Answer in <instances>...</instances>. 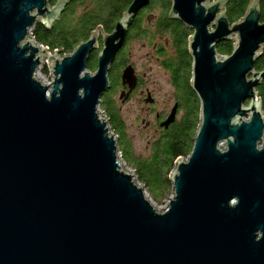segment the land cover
Returning <instances> with one entry per match:
<instances>
[{
  "label": "water",
  "instance_id": "obj_1",
  "mask_svg": "<svg viewBox=\"0 0 264 264\" xmlns=\"http://www.w3.org/2000/svg\"><path fill=\"white\" fill-rule=\"evenodd\" d=\"M71 1L0 0V264H264L256 92L264 68H254L264 47L261 0H250L234 24L228 0H170L168 18L192 33L200 122L190 155L169 175L173 197L162 212L122 170L98 111L129 28L151 0H132L110 34L99 28L70 54L48 56L30 32L36 24L51 29ZM226 41L233 50L220 56L216 47ZM44 57L49 86L37 79ZM121 81L135 89L132 65ZM176 113L177 104L160 127Z\"/></svg>",
  "mask_w": 264,
  "mask_h": 264
},
{
  "label": "trees",
  "instance_id": "obj_2",
  "mask_svg": "<svg viewBox=\"0 0 264 264\" xmlns=\"http://www.w3.org/2000/svg\"><path fill=\"white\" fill-rule=\"evenodd\" d=\"M132 0H73L65 8L60 18L51 29H46L40 24L34 25L31 36L38 44L48 48L52 53L57 51L62 56L70 54L79 44L88 40L90 34L97 29L104 33H111L115 24L129 7ZM56 0H51L54 5ZM89 2V3H88ZM250 0H228L225 6L226 17L230 24L240 21L249 5ZM169 0H151L149 4L139 11L129 28V39L133 37L153 39L155 34L162 35L165 43L158 44L160 51L170 50V56L162 62L163 67L169 71L171 83L177 89V110L183 111L179 121H174L167 129L162 128V134L152 145L148 158L137 157L132 149L130 139L127 136L125 123L121 111L116 104L115 95L118 90V75L120 67L125 65L123 61L127 47L123 48L119 60L113 64L117 75L110 81L112 88L101 98L99 109L104 114L109 130L118 138V150L124 163L132 167L136 172L138 182L143 184L149 195L155 201L162 196H167L171 189L169 175L178 159H186L193 148L194 136L199 125V102L192 97L189 86L191 75L190 60L183 66V59H189L188 40L192 33L182 24L168 18ZM158 6L161 13L153 20V30L147 28L150 19V10ZM78 9H81L77 13ZM147 21H145V20ZM260 22H264V0L260 2ZM152 42V40H151ZM233 41L222 42L217 45L220 56H228L233 50ZM171 48V49H168ZM98 52H94L96 57ZM174 55V56H173ZM255 70L264 68V47L259 59L255 63ZM90 71L96 70V58L87 65ZM43 73L49 71L43 68ZM183 75V77H182ZM191 78V77H190ZM183 80V81H182ZM256 92L262 103L264 114V80L256 88ZM120 102L122 99L118 97Z\"/></svg>",
  "mask_w": 264,
  "mask_h": 264
},
{
  "label": "rangeland",
  "instance_id": "obj_3",
  "mask_svg": "<svg viewBox=\"0 0 264 264\" xmlns=\"http://www.w3.org/2000/svg\"><path fill=\"white\" fill-rule=\"evenodd\" d=\"M80 10L81 9H78L77 13H79ZM149 13L150 15L147 18L150 19L151 24L149 23L147 28L153 30V16L157 17L159 13H161V8L155 6V8L151 9ZM98 32L102 34L100 30H98ZM100 38L98 43L99 49L97 52H99L102 47ZM165 38L166 37L160 39L159 37L155 36L153 39H151L152 42L150 40V43L148 40L139 37H133L129 40L125 57L133 66L136 77L141 81V86L139 88V92H136L132 99H130L127 103H121L119 100H117L119 97V93L115 95L116 104L121 111L122 119L125 123L127 136L130 139L133 152L137 157L142 159L148 158L149 154L151 153L152 145L162 134L161 128L158 127L156 115H158L160 118H165L170 113L172 107L174 106V103L177 102V89L173 87L169 73L161 67L160 64L162 60H159V56L154 50L155 43L156 45H158L159 43H164ZM233 38L235 37L233 36ZM170 53L171 51L168 50L167 54ZM189 60L191 64V58L183 59V66H185V64H188ZM116 62L117 59L115 60V63ZM49 64L50 62H48L46 58H43L42 64L40 65V68L37 72V79L39 78L42 82H46L48 84L52 82V77L50 73L44 74L43 68H46L48 70ZM116 73L117 70L115 69V67H112L109 73V79L112 80L115 75H117ZM190 77L191 75L189 76V81L191 80ZM142 91L144 94L143 97L140 96V93H142ZM146 91H148V93L150 94V98L154 101L152 104L145 103L147 99ZM190 91L192 92L191 88ZM191 95L192 97L195 96L193 92ZM195 98L197 99L196 96ZM98 110L100 115L104 117V114L99 109V107ZM182 116L183 111L179 110L176 115V120L179 121ZM110 133L112 132L110 131ZM113 135L115 134L113 133ZM115 139L118 143L117 136H115ZM118 157L125 167V170L132 174V180H134L140 187L146 189L143 184L138 182L135 170L124 163L120 153L118 154ZM144 193L146 199L153 204L152 206L156 208L157 212L166 210L169 206V201L173 197L172 189L167 196H162L159 201H155L154 199H152L147 190H144Z\"/></svg>",
  "mask_w": 264,
  "mask_h": 264
},
{
  "label": "flooded vegetation",
  "instance_id": "obj_4",
  "mask_svg": "<svg viewBox=\"0 0 264 264\" xmlns=\"http://www.w3.org/2000/svg\"><path fill=\"white\" fill-rule=\"evenodd\" d=\"M227 5V4H226ZM239 22V21H238ZM159 37L160 39H162V35H160V34H155L152 38H154V37ZM129 33L127 34V36H126V40H125V43H124V45H123V47H122V49L123 48H125V47H128V43H129ZM150 40L151 39H149V43H150ZM99 43V42H98ZM165 43V42H164ZM160 44V43H159ZM158 45H156V43H155V45H154V50H155V52L157 53V55L159 56V60H162L161 61V67L163 68V69H165L168 73H169V71L166 69V68H164L163 67V64H162V62L166 59V55H167V57L168 56H170V54H167L168 53V51H166V53H165V49L163 50V51H160V48H158L157 47ZM121 49V50H122ZM119 51V53H118V55H117V57H116V59H117V61L119 60V58H120V55H121V52L122 51ZM174 56V55H173ZM96 57H92V59L90 60V61H92L93 59H95ZM115 59V60H116ZM89 61V62H90ZM123 61H126V63H124L125 65H123L122 67H120V68H118V69H120V70H118L119 71V75H118V92L117 93H119V97L122 99V101H121V103H127L130 99H132V97L134 96V94L136 93V92H139V88H140V86H141V81L137 78V84H136V87H135V89L134 90H132L131 92H129V88H128V86H125V85H123L122 84V81H121V74H122V71L124 70V68L125 67H127L128 65H131L130 63H129V61L127 60V58L126 57H124V59H123ZM114 63H115V61H114ZM113 67V66H112ZM170 75V74H169ZM170 78H171V76H170ZM110 80V79H109ZM111 82V81H110ZM111 88H112V82H111ZM110 88V89H111ZM148 95L150 96V94L148 93V91H146V97H148ZM140 96H144V94H143V91H142V93H140ZM152 100V99H151ZM154 101L152 100V102L151 103H148V104H152ZM146 103V102H145ZM176 104H178L177 102H175L174 103V105H176ZM174 107V106H173ZM172 107V108H173ZM171 112V111H170ZM177 112H178V110H177ZM170 114V113H169ZM169 114L165 117V118H160L158 115H156V119H157V122H158V127L159 128H161L162 129V127H160V124L164 121V120H166V118L169 116ZM176 115H177V113H176ZM175 121H176V117H175Z\"/></svg>",
  "mask_w": 264,
  "mask_h": 264
},
{
  "label": "bare ground",
  "instance_id": "obj_5",
  "mask_svg": "<svg viewBox=\"0 0 264 264\" xmlns=\"http://www.w3.org/2000/svg\"><path fill=\"white\" fill-rule=\"evenodd\" d=\"M112 32V31H111ZM110 34V33H109ZM30 35H31V32H30ZM32 37V36H31ZM36 42V41H35ZM37 43V42H36ZM38 44V43H37ZM38 45H40V44H38ZM40 47L42 48V49H47L48 50V48H46V47H44L43 45H40ZM54 54V52L52 53L51 51H49L48 50V53H47V55L49 56V55H53ZM62 56V55H61ZM60 56V57H61ZM44 58H46L47 59V57H44ZM48 60V59H47ZM91 72V71H90ZM94 72V71H93ZM92 72V73H93ZM38 80L41 82V83H43V85H45V86H49V84L48 83H46V82H42L39 78H38ZM99 111V110H98ZM121 167H122V170H124L126 173H128V174H130L129 172H127L126 170H125V167L123 166V164L121 163ZM149 201V200H148ZM150 202V201H149ZM152 204V203H151ZM153 205V204H152ZM154 207V206H153ZM155 208V207H154ZM156 209V208H155Z\"/></svg>",
  "mask_w": 264,
  "mask_h": 264
},
{
  "label": "built area",
  "instance_id": "obj_6",
  "mask_svg": "<svg viewBox=\"0 0 264 264\" xmlns=\"http://www.w3.org/2000/svg\"><path fill=\"white\" fill-rule=\"evenodd\" d=\"M49 71V70H48Z\"/></svg>",
  "mask_w": 264,
  "mask_h": 264
}]
</instances>
